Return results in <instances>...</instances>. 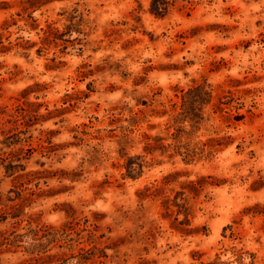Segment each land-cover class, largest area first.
I'll return each mask as SVG.
<instances>
[{
    "label": "rangeland",
    "instance_id": "rangeland-1",
    "mask_svg": "<svg viewBox=\"0 0 264 264\" xmlns=\"http://www.w3.org/2000/svg\"><path fill=\"white\" fill-rule=\"evenodd\" d=\"M151 1L0 0V264H264V0Z\"/></svg>",
    "mask_w": 264,
    "mask_h": 264
},
{
    "label": "trees",
    "instance_id": "trees-1",
    "mask_svg": "<svg viewBox=\"0 0 264 264\" xmlns=\"http://www.w3.org/2000/svg\"><path fill=\"white\" fill-rule=\"evenodd\" d=\"M151 11L157 15H163L167 11V1L166 0H152L151 1ZM135 159L128 160V172L129 174H134L135 167Z\"/></svg>",
    "mask_w": 264,
    "mask_h": 264
}]
</instances>
